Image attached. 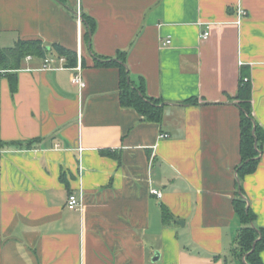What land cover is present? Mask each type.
<instances>
[{"label":"crops","instance_id":"1","mask_svg":"<svg viewBox=\"0 0 264 264\" xmlns=\"http://www.w3.org/2000/svg\"><path fill=\"white\" fill-rule=\"evenodd\" d=\"M66 1L0 0V47H81L85 81L33 58L12 92L0 72V142L24 143L0 149V264H236V97L248 79L264 129V0ZM78 12L96 22L91 45ZM120 51L167 103L161 123L121 105L118 68L95 66ZM242 186L264 228V150Z\"/></svg>","mask_w":264,"mask_h":264},{"label":"trees","instance_id":"2","mask_svg":"<svg viewBox=\"0 0 264 264\" xmlns=\"http://www.w3.org/2000/svg\"><path fill=\"white\" fill-rule=\"evenodd\" d=\"M66 6V0H57ZM82 16V23L85 28L83 35L86 43L91 45L92 37L96 31V22L87 15ZM49 55L66 57L67 66L76 67L78 63L77 53L59 45H48L41 40H18L13 47H0V72L8 75L12 92L17 89V80L13 73L22 69L28 56L45 59ZM126 52H118L116 57H104L94 54L95 66L116 67L120 70V101L123 107L133 108L143 115L148 121L161 123L165 106L162 99H155L148 96L145 82L142 79L139 84L131 80L130 73L126 68ZM83 62V61H82ZM84 66V62H83ZM240 101V154L241 163L237 167L238 188L236 197L233 200L235 215L240 223V228L235 238V256L241 259V264H263L261 253L264 251V228L257 226L256 214L245 198L242 180L249 174L256 171L264 150V129L260 126L253 114L252 86L249 80L240 82L238 95ZM197 99H190L182 104H195ZM35 141H29V147ZM15 145L22 148L24 143L0 142V149L6 146ZM171 215L165 211L164 220L167 222ZM246 256V262L243 258Z\"/></svg>","mask_w":264,"mask_h":264},{"label":"built area","instance_id":"3","mask_svg":"<svg viewBox=\"0 0 264 264\" xmlns=\"http://www.w3.org/2000/svg\"><path fill=\"white\" fill-rule=\"evenodd\" d=\"M238 14L239 16H243L245 14V12L241 9L238 10ZM78 19H79V25L81 26V15L78 12ZM209 37V31H206L202 34V39H207ZM170 41H168L167 43H169ZM77 57H78V63L77 66L74 68H70L73 71L76 72L75 76L72 78V83L75 86H78L80 89H83L85 87V81L83 79L82 76V51H81V47L78 49L77 51ZM33 57L32 56H28L26 58V61L32 60ZM67 63V59L66 57H59V56H55V55H49L47 56L45 59H43V65H42V70L43 71H47V70H63V69H69V67L66 66ZM248 79H245V82H247ZM161 137H167V135H161ZM82 149H80L81 151ZM152 194L158 196L159 198H161L162 196V192L159 190H152ZM83 198H84V192L83 189L80 187L79 189V194L77 193H71L69 196V200H68V206L70 208H74V209H82L83 206Z\"/></svg>","mask_w":264,"mask_h":264},{"label":"rangeland","instance_id":"4","mask_svg":"<svg viewBox=\"0 0 264 264\" xmlns=\"http://www.w3.org/2000/svg\"><path fill=\"white\" fill-rule=\"evenodd\" d=\"M236 264H241V259H239V257L236 259Z\"/></svg>","mask_w":264,"mask_h":264},{"label":"water","instance_id":"5","mask_svg":"<svg viewBox=\"0 0 264 264\" xmlns=\"http://www.w3.org/2000/svg\"><path fill=\"white\" fill-rule=\"evenodd\" d=\"M128 72V69H127ZM167 103L162 104L161 106H166ZM182 224V223H181ZM244 262H246V256L243 258Z\"/></svg>","mask_w":264,"mask_h":264}]
</instances>
